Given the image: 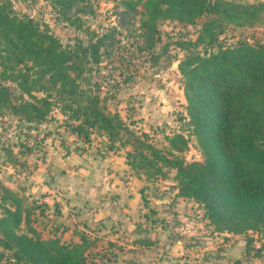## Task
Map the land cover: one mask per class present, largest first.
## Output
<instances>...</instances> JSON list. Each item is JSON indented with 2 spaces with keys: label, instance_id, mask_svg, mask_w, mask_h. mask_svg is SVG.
<instances>
[{
  "label": "rangeland",
  "instance_id": "374dc122",
  "mask_svg": "<svg viewBox=\"0 0 264 264\" xmlns=\"http://www.w3.org/2000/svg\"><path fill=\"white\" fill-rule=\"evenodd\" d=\"M67 1L68 6L66 0L0 3L55 35L66 48L100 37V60L86 54L80 86L98 96L105 112L116 113L135 133L145 132L149 143L167 149V137L180 133L186 146L173 153L187 162L201 160L178 61L186 49L201 53L236 40L264 44V10L249 23L224 22L210 44L182 48L177 41H193L203 17L193 23L157 18L155 31L146 33L136 0ZM3 68L0 64L5 97L0 96V206L12 208L16 198L26 209L17 232L32 234L31 227L43 238L78 243L88 264H264L263 226L219 229L200 202L179 193L174 167L146 176L143 168L127 162L130 143L115 138L109 148L105 132L94 127L87 137L71 132L77 121L61 112L56 84L47 75L40 79L46 89L35 85L31 93H47L57 102L43 116L21 109L30 97ZM27 74L33 79L36 72L29 68ZM0 264L25 262L5 256Z\"/></svg>",
  "mask_w": 264,
  "mask_h": 264
},
{
  "label": "trees",
  "instance_id": "16d2710c",
  "mask_svg": "<svg viewBox=\"0 0 264 264\" xmlns=\"http://www.w3.org/2000/svg\"><path fill=\"white\" fill-rule=\"evenodd\" d=\"M136 1L142 6L141 26L146 33L155 31L157 18L193 23L203 17L193 41H177L182 48L189 43L210 44L217 40L224 22L249 23L264 10V0ZM65 3L68 6L67 0ZM148 42H152L150 37ZM100 44L97 37L88 45L66 48L55 35L0 3V64L7 77L16 80L30 97L19 105L21 109L43 116L51 102L58 100L61 112L77 121L70 125L71 132L87 137L88 129L94 127L105 132L109 148L115 138L120 144L130 143L127 162L143 168L146 176L174 167L179 193L200 202L217 228L264 227V44L236 40L228 45L217 43L215 50L201 53L186 49L178 61L188 122L203 155L201 160L189 162L172 151L186 146L183 135L168 136L167 149L156 147L146 140L145 132L137 134L116 113L105 112L98 105V96L80 86L81 63L86 54L99 61ZM29 68L36 72L33 79L27 74ZM45 75L56 84V100L47 93L38 97L31 93L35 85L37 90L46 89L40 81ZM0 96L5 100L2 91ZM14 200L12 208L0 206V258L13 256L25 264H88L78 243L43 238L31 227L32 234L17 232L22 212L25 220L27 212Z\"/></svg>",
  "mask_w": 264,
  "mask_h": 264
}]
</instances>
